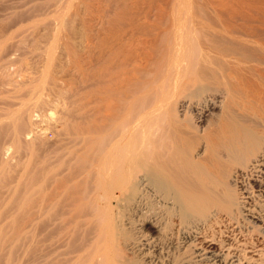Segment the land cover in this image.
<instances>
[{"label": "bare ground", "instance_id": "obj_1", "mask_svg": "<svg viewBox=\"0 0 264 264\" xmlns=\"http://www.w3.org/2000/svg\"><path fill=\"white\" fill-rule=\"evenodd\" d=\"M89 1L60 10L71 27L52 32L77 69L85 53L104 60L94 71L107 82L87 94L96 106L60 121L57 160L29 168L26 237L58 205L72 264H264V0H114L107 20V0H91L96 15Z\"/></svg>", "mask_w": 264, "mask_h": 264}, {"label": "rangeland", "instance_id": "obj_2", "mask_svg": "<svg viewBox=\"0 0 264 264\" xmlns=\"http://www.w3.org/2000/svg\"><path fill=\"white\" fill-rule=\"evenodd\" d=\"M62 1L61 0H0V34H1L0 35V264H43V263L47 264L46 261L48 262L50 257H51V256H49L48 251L52 249V246H54L52 249L54 252L49 251L50 254L52 255L53 253H55L56 252L55 249L58 247V249H60V250L58 251L59 253L56 252V254L57 255L61 254L62 260H60V257H59L60 255L58 256L59 260H58V257L56 260L57 255L53 254L55 256L53 258L51 257L50 260H52V261L48 262V264L49 263L53 264L52 262H54V263L56 262V264H61V263L62 264H67V263L72 264L71 258H73L74 252L71 254V251H73L71 249H73L75 245L74 246H71V245H73L75 243V241H74L73 237L71 238L73 240H71V239H69V237H66L65 234L64 235L61 234V237H59L60 232H62L63 229L60 230L61 229L60 227H62V226H59L61 224L57 223V222H59V220H58L59 217L57 216L58 217L57 218L55 215V214H59V213H60L59 215H61L62 208L61 207L59 208L58 205L54 206V208L57 207L56 210L52 207L50 208V209H53L54 211H51V210H50V212L48 211L51 216L48 214L46 216L47 218L49 217V219L46 220V225H48V227H46L45 223H42L41 221L39 223H37L38 225L37 224L35 225L36 226V228L34 227L36 229L35 230V238H34L35 242H33V244H31V242L29 241L30 237H26V236H29L30 234L26 235L28 232V228H26L28 211L25 207L26 204L24 205L25 201L23 200V199H25L24 193H26V182H27V178L29 176V171L31 172V170H30L31 166H33L34 168H37L38 166L40 167L39 161H41L40 160L41 157L43 158L44 155L50 154L51 152L52 153L50 155L56 156V157H53L55 159L57 158V155H54L55 154L54 152L56 151V149L58 147H60L61 143H59V142H62V141H60V140H62L61 139L62 135L60 136L59 133H61V132H62V134L66 133L63 129L62 130L64 132L61 129H59V127H61L60 121H62L66 117L67 119L69 118L68 120L71 119V121H68V122H75L76 117H73V116L78 115V113L81 114L80 110H82V107L84 108V107H86L85 105H90V102L93 103L97 99V97H96V99L94 98L95 99L94 101H91V100H93V99H91L92 97L88 96L89 97L88 98L87 94L90 95V93H92L93 89H94V91L92 94H94L97 91L96 89L99 90V89L105 88V85H106L105 82H102V80H105V79L100 80V78H98V77L102 76L101 78L107 79V74L105 75L102 73V75H101V74H99L100 73L99 71H98L99 73H96L94 71V69L96 70V67L100 68L101 65H103L104 60L99 61V62H97L95 59L90 60L91 59L90 54H87L88 56H86V53L83 54L86 57L85 58L83 56L84 57L83 59L86 60L89 57L88 59L90 61L89 60L86 61V62H89L88 66H87L88 68H86V71L85 70L81 71L80 70L81 68L79 69V67H78V69H77V63L72 62L74 56H71V54L67 55L66 49L64 47H61V48H63V51H62V49L57 44V46L59 48L58 50H60L62 52V54H64L65 57L63 56L64 59H59V61L61 60L60 61L61 64L59 62L57 63L61 67V69L59 67H58V69L56 68L57 64L55 62L58 61V57L60 56V54H56L58 52H56L57 46L55 44L59 43V42L54 39V37H56L57 35L56 36H54V35L61 33V32H68V30H69L68 28L71 27V26L69 27L70 22H69V24H68V22L66 24H64V26L66 25L67 28L62 27L63 25L61 26L57 23L56 17H59L57 14L61 13V12L59 13L60 10L62 12L66 11L67 7L69 5H70V10H69L70 13H69V11H66V12L68 14H71V12H72L71 4L75 0H70L72 3L69 2L68 0H62ZM95 1H97V0H94V2ZM208 1L209 0H205L204 4ZM221 1L224 2V0H220V2ZM89 2L92 3L93 1L91 2V0H90ZM98 2H99V0H98ZM169 2L171 3L173 1L170 0ZM214 2H216V0L213 1V3ZM222 2L220 4V6H223ZM227 2H228V0H227ZM227 2L224 3L225 6L228 5ZM217 3L216 4L219 5V2H217ZM231 3L232 2H230L229 4L231 5ZM98 4H96V3L93 4V7L91 8V11L94 15H96V11L99 12V10H97L98 8H96L98 6ZM110 4H113V5H110ZM186 4H187V2L183 5L186 8L194 6L191 3H188V4L189 5L191 4L192 6L191 5L187 6ZM109 5L112 7H110ZM167 5H169V4L167 3ZM108 6L112 9H110ZM114 6H115L114 0H107V3L105 5V7H106L105 12L106 13L104 12V14H103V17L105 15V17H104L105 20H107V17H106L107 12H108L107 9L109 8V12L113 11ZM236 7L237 8L239 7L240 10L241 9L244 10L245 8H247L246 10H248L250 6L248 7V6H245V4H240L239 6L236 5ZM243 7H244V9H243ZM164 8H166L167 10L171 9L169 6L167 7L166 4H165ZM258 9H261V7H259ZM50 14L53 16H51ZM90 14H91V12H90ZM110 14H112V13L110 12ZM97 15H100V14L97 13ZM65 17L67 20V16H65ZM54 18H55V20H54ZM67 21H69V19ZM56 26H57V28H56ZM66 29H67V31H63ZM54 30H55V34L53 35L54 32H52V31H54ZM47 32L50 33V34H48V38L51 36V39H49V41L53 42V40H54L53 44H52V42H47L48 40L47 41L45 40L47 38L46 37ZM44 35H45V37H44ZM95 41H97V40H95ZM49 44H50V46H51V44L55 45L56 48L54 46L53 47L55 49L50 47ZM47 46L50 47L49 49L52 48V50H51L52 52L48 50ZM46 50H47V52H46ZM64 51H65V53H64ZM49 52H50V54H49ZM53 52L54 53L56 52L55 54L57 56L58 55L59 56L57 57L55 54L53 55ZM61 52H59V53H61ZM51 53H52V55H51ZM62 54L59 58H63ZM50 56H52L53 59ZM54 56H56L57 60L54 59ZM68 56H69V58H68ZM49 58H51L52 60H50ZM70 58L72 59L71 61H70ZM104 58H106V57L104 56ZM48 60H50V63ZM64 60H65V62H64ZM105 60L107 62V59H105ZM51 61H54V63ZM63 62L65 65L66 64L67 65L64 66ZM70 62H71V66H70ZM73 63H74V65H73ZM99 63H101V64H99ZM48 64L53 65V66L55 64L54 68H56V69H54V68L53 69L58 70V73H57V71H56L57 74L55 73V75L58 76V78H59L58 79L56 77L57 81L59 82L58 83L59 86L56 84L57 82L55 83V85H57L58 88L55 87V85H54V82L56 80H54V79L52 80L51 79L52 77L49 78L52 74H54L55 71H53V69H52L53 66L51 67ZM50 67L52 70L50 69ZM51 71H53V72L49 76L48 74H50ZM92 71H94L95 73ZM106 71H107V69L104 70L105 73H107ZM74 73H75V75H74ZM95 74H99L97 76V78H96V76H94ZM47 79L50 81H54V82L50 83ZM31 80H33V82ZM100 81L104 84L100 83ZM105 81L107 82V80H105ZM37 82L39 83L38 85H37ZM33 83L36 86L35 87L33 85L35 87V89H32V88H34L31 85ZM43 84H46V85H43ZM28 86H29V88H28ZM30 86H31L32 91L30 90ZM41 86H42V88H41ZM47 86H48V88H47ZM53 88L55 91L53 90ZM55 88H57L58 90ZM37 89L39 91H37ZM48 89H51V90H48ZM55 92H57V93H55ZM41 93H42V98H41ZM50 95H51V97H50ZM82 98H84V99L82 100ZM45 99L46 100L48 99V100L46 101ZM85 99H87V101H90V102L88 103ZM88 99H91V100H88ZM40 101L42 102V104ZM80 101H83V102H80ZM84 102H85V104H84ZM98 102H100V101L98 100ZM98 102L96 100V102H95L96 105ZM22 103H23V105H22ZM33 103H35V105ZM76 103H78V104L80 103L79 106ZM105 103L107 105V101H105L104 105H102V107L104 106V109L107 108V106H105ZM81 104H83V106H81V109H80ZM21 105L23 107H20ZM96 105L94 103L91 104V106H96ZM76 106H77V109L79 108L78 109L79 111H77V109L76 110L74 109V108H76ZM90 108H92V107H90ZM90 108L87 106V109H90ZM33 110H35V111H33ZM18 111H20V112H18ZM26 111H28V112H26ZM83 111H85V110L83 109ZM21 112H23V113H21ZM29 112H31V114H29ZM75 112H77V113H75ZM87 112H88V110H87ZM16 113H18V114H16ZM33 113H34V115H32ZM29 115H31V116H29ZM18 116H19V118H18ZM16 117L18 119H16ZM29 117H31V120ZM12 120L13 121L17 120L16 123L21 120L20 122H18L19 124L17 125V127H19V130L17 128H15V126H14L15 122H13ZM65 121H66V119H65ZM65 121L63 120V122H65ZM21 122H22V124H21ZM46 127H47L46 130L49 132L45 133L47 136L45 134H43L44 137H41V133H40L42 131L41 128H46ZM16 129L19 132H17ZM57 129H59V131H57V133H56L55 131ZM13 130H15V132ZM20 130H22V132ZM29 131L31 133H29ZM16 132L18 134L19 133L20 134L18 135V134H16ZM37 135L39 136V138ZM16 137H19V139L18 138L16 139ZM23 139H25V140H23ZM32 154H33V156H32ZM34 154H36V155H34ZM35 158H37V159H35ZM56 160L53 159L52 161H56ZM29 161H32V164ZM33 163H35V164H33ZM22 191H24V192H22ZM20 195L21 196L23 195V196L21 197ZM58 208H59V210H58ZM51 212L52 213L54 212L53 213L54 215L51 214ZM52 217H54V218H52ZM43 221L45 222V218ZM48 221H50L51 223ZM25 222H26V224H24ZM55 224H57V226ZM51 226H53V227H51ZM49 227H51L53 230L51 228L47 229ZM58 227H59V229H58ZM56 229H57V231H56ZM36 234H37V236H36ZM62 235L64 236L63 237L64 239L60 240L59 238H62ZM49 236H50V238H49ZM57 236H58V238H57ZM52 237H53V240H52ZM46 238L49 239L48 240L49 242L52 241V243H49ZM54 239H55V241H54ZM62 240H64V241H62ZM36 241H38V242H36ZM59 241H61V242L58 243ZM65 241H69V242H65ZM72 241H74L73 244H72ZM53 242H55L56 244ZM66 243H68L69 246ZM43 244L46 246H44ZM48 244L50 245L49 247L51 249L50 248L48 249ZM58 244L59 245L61 244V245L59 246ZM63 244H64V246H63ZM67 246L69 248H67ZM70 246H71V248H70ZM35 247H36V249H35ZM60 247L61 248L63 247V249L64 248H67V249L62 251V249ZM28 248H30V249H28ZM46 248L48 251L46 250ZM58 249H56V250H58ZM69 251H70L71 257L69 256L70 254H68ZM45 252L48 253L49 257L47 256V253L45 254ZM64 253H66V255ZM44 255L47 256L49 259L46 258ZM66 256H68L67 261H65ZM42 258L47 259V260H43ZM63 258H65V259L63 260ZM53 259L56 261H54ZM69 260H71V261H69ZM57 261H59L60 263Z\"/></svg>", "mask_w": 264, "mask_h": 264}]
</instances>
